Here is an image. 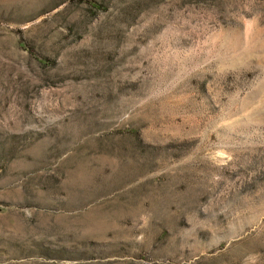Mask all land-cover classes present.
<instances>
[{
  "label": "rangeland",
  "instance_id": "obj_1",
  "mask_svg": "<svg viewBox=\"0 0 264 264\" xmlns=\"http://www.w3.org/2000/svg\"><path fill=\"white\" fill-rule=\"evenodd\" d=\"M0 264H264V0H0Z\"/></svg>",
  "mask_w": 264,
  "mask_h": 264
}]
</instances>
